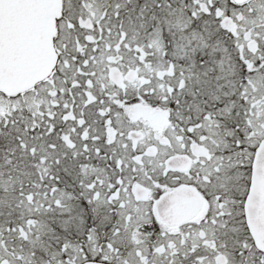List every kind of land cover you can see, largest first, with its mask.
Returning a JSON list of instances; mask_svg holds the SVG:
<instances>
[{
  "label": "snow or ice",
  "instance_id": "obj_1",
  "mask_svg": "<svg viewBox=\"0 0 264 264\" xmlns=\"http://www.w3.org/2000/svg\"><path fill=\"white\" fill-rule=\"evenodd\" d=\"M0 264H264V0H0Z\"/></svg>",
  "mask_w": 264,
  "mask_h": 264
}]
</instances>
